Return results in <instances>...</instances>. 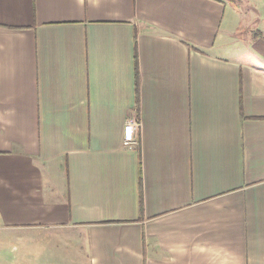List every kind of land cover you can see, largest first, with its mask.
<instances>
[{
	"label": "crops",
	"instance_id": "obj_1",
	"mask_svg": "<svg viewBox=\"0 0 264 264\" xmlns=\"http://www.w3.org/2000/svg\"><path fill=\"white\" fill-rule=\"evenodd\" d=\"M244 17L227 0H0V249L264 264V33L231 40Z\"/></svg>",
	"mask_w": 264,
	"mask_h": 264
},
{
	"label": "rangeland",
	"instance_id": "obj_2",
	"mask_svg": "<svg viewBox=\"0 0 264 264\" xmlns=\"http://www.w3.org/2000/svg\"><path fill=\"white\" fill-rule=\"evenodd\" d=\"M229 4L235 6L237 10L243 12L244 14V22L243 26L240 28L233 30L230 33L231 40L240 39L244 42L247 41V38L255 37V34L261 36L264 33V0H227ZM226 34V30L224 27L221 30L220 37L223 38ZM257 36V35H256ZM222 41V40H221ZM227 44V43H226ZM227 44V47L223 49L231 58L238 57L240 54L237 51L236 46ZM7 237H14L15 234L7 232V231H0V238ZM33 245H39L37 243ZM28 247L25 243H16L9 239L8 243L2 245V249H0V253H3L2 258L0 259V264H21L22 257H20L21 253L19 251L14 250V247ZM4 247V250H3ZM17 257V259H15ZM24 262V261H22Z\"/></svg>",
	"mask_w": 264,
	"mask_h": 264
},
{
	"label": "built area",
	"instance_id": "obj_3",
	"mask_svg": "<svg viewBox=\"0 0 264 264\" xmlns=\"http://www.w3.org/2000/svg\"><path fill=\"white\" fill-rule=\"evenodd\" d=\"M139 128V121L136 118L129 120L125 126L124 132V144L125 146H134L137 144V139L135 136V130Z\"/></svg>",
	"mask_w": 264,
	"mask_h": 264
},
{
	"label": "trees",
	"instance_id": "obj_4",
	"mask_svg": "<svg viewBox=\"0 0 264 264\" xmlns=\"http://www.w3.org/2000/svg\"><path fill=\"white\" fill-rule=\"evenodd\" d=\"M143 206V205H142Z\"/></svg>",
	"mask_w": 264,
	"mask_h": 264
}]
</instances>
